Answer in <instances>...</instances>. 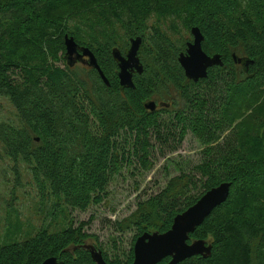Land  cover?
Returning a JSON list of instances; mask_svg holds the SVG:
<instances>
[{
	"label": "trees",
	"instance_id": "1",
	"mask_svg": "<svg viewBox=\"0 0 264 264\" xmlns=\"http://www.w3.org/2000/svg\"><path fill=\"white\" fill-rule=\"evenodd\" d=\"M151 15L156 24H148ZM80 16L87 17L71 26ZM194 26L203 49L224 62L198 81L179 62ZM66 35L93 50L109 85L97 69L68 64ZM136 36L143 38L144 72L134 87L122 88L112 51L125 54ZM234 53L249 58L248 67ZM1 99L14 117L0 121V149L53 197L52 214L64 225L0 245V264H41L52 256L97 264L85 247L92 235L85 223L74 224L69 208L103 203L125 167L152 169L157 147L176 150L189 131L206 146L196 174L175 176L114 228H134L136 238L165 232L205 192L230 182L227 200L190 234L212 243L211 255L178 264H264V0H0ZM150 100L155 110L146 107ZM194 189L200 194L190 195ZM105 257L130 264L134 249L125 263Z\"/></svg>",
	"mask_w": 264,
	"mask_h": 264
},
{
	"label": "rangeland",
	"instance_id": "2",
	"mask_svg": "<svg viewBox=\"0 0 264 264\" xmlns=\"http://www.w3.org/2000/svg\"><path fill=\"white\" fill-rule=\"evenodd\" d=\"M87 16L73 18L70 25L73 26L75 20L84 21ZM158 18L151 15L148 24H156ZM164 22L168 25L171 20ZM118 27L121 26L118 24L116 28ZM119 30L124 34L122 28ZM181 30L185 32L183 28ZM185 37L189 38L190 35L186 34ZM61 65H65L64 62ZM80 66L83 64L76 65ZM163 98L170 100L168 97L158 100ZM13 117L14 108L8 101L1 99L0 121H10ZM229 132L227 130L225 135ZM205 148L191 131L186 134L176 150L159 145L154 151L155 163L152 169L143 172L139 164L125 167L122 174L110 184L109 196L103 203L92 205L85 211L69 208L70 218L76 226L86 224L85 232L92 235L87 239V243L101 248L111 261L120 259L125 263L134 249L138 231L132 228L120 232L114 228V223L131 216L140 201L161 192L175 176L195 173L194 167L202 161ZM137 185L139 188H136ZM190 193L195 196L200 194L196 189ZM53 207V197L41 193L25 165L20 163L17 166L0 149V245L11 240L24 239L42 227L51 231L61 228L64 219L59 214L53 216Z\"/></svg>",
	"mask_w": 264,
	"mask_h": 264
},
{
	"label": "water",
	"instance_id": "3",
	"mask_svg": "<svg viewBox=\"0 0 264 264\" xmlns=\"http://www.w3.org/2000/svg\"><path fill=\"white\" fill-rule=\"evenodd\" d=\"M191 34L192 40L187 42L186 50L180 53L179 62L185 75L189 79L198 81L208 75L210 67L223 65L224 62L221 54L210 55L203 49L204 35L198 26L192 27ZM129 43L125 54L118 47L112 51L118 64L117 73L122 88L134 87V74L144 72V64L140 58L143 38L141 36L132 37ZM65 44V58L70 66L76 65L77 61L82 58L84 65L97 69L104 82L110 84L92 49L80 45L74 36L69 35L65 36ZM233 59L245 67L251 63L249 58L239 57L236 53L233 54ZM157 105L154 100L146 103V107L150 110H155ZM231 185L230 182H222L205 192L196 203L175 216L167 231H145L139 235L134 244V260L130 264H157L166 257H171L167 264H178L194 255L205 257L211 255L212 243H207L205 239L190 240V234L202 224L215 207L227 200ZM86 245L85 247L90 250L92 258L97 264H112L105 259L103 252L97 249L94 244ZM41 264H63V262L52 256Z\"/></svg>",
	"mask_w": 264,
	"mask_h": 264
},
{
	"label": "flooded vegetation",
	"instance_id": "4",
	"mask_svg": "<svg viewBox=\"0 0 264 264\" xmlns=\"http://www.w3.org/2000/svg\"><path fill=\"white\" fill-rule=\"evenodd\" d=\"M84 58H86V57H84ZM78 63H81V64L84 65V63H83V61H82V58H81L80 60H78L76 64H78ZM136 74H138V73H135V74H134V77H135ZM141 74H142V73H141ZM154 101H155V100H154ZM86 244H87V245H91L90 243H86ZM87 245H86V246H87ZM95 246H96V245H95ZM96 248H97V249H100V250L103 252V255H104V257H105L104 251H103L101 248H98L97 246H96ZM89 251H90V250H89ZM90 253H91V252H90ZM105 259H106V257H105ZM107 261H108V260H107ZM109 262H110V261H109ZM110 263H111V262H110ZM112 264H113V263H112Z\"/></svg>",
	"mask_w": 264,
	"mask_h": 264
}]
</instances>
